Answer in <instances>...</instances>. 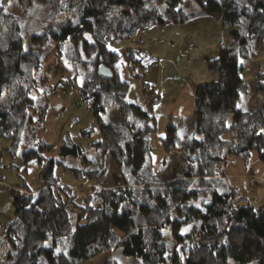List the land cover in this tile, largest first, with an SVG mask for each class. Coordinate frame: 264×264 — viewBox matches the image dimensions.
I'll return each mask as SVG.
<instances>
[{"label":"trees","instance_id":"16d2710c","mask_svg":"<svg viewBox=\"0 0 264 264\" xmlns=\"http://www.w3.org/2000/svg\"><path fill=\"white\" fill-rule=\"evenodd\" d=\"M51 1L66 22L41 33L23 34L6 10L10 2ZM212 13L231 27L230 42L207 59L218 78L196 85L189 133L168 121L160 137L165 154L153 168L154 116L148 102L128 97L118 65L123 55L128 74L140 77L143 53H118L107 39ZM45 46L55 62L46 68ZM263 47L264 0H0V138L22 163L38 159L41 182L34 192L25 184L10 189L15 216L4 226L0 264H83L113 248L134 264H264V204L241 203L223 170L229 155L247 162L255 151L264 163V70L255 74L262 101L250 110L236 106L247 88L241 60ZM100 66L111 70L110 79L98 75ZM70 67L81 73L48 85ZM58 88L76 91L97 120V129L81 131L96 135L93 158L74 142L56 156L43 154V100ZM55 167L73 182L55 176Z\"/></svg>","mask_w":264,"mask_h":264},{"label":"rangeland","instance_id":"374dc122","mask_svg":"<svg viewBox=\"0 0 264 264\" xmlns=\"http://www.w3.org/2000/svg\"><path fill=\"white\" fill-rule=\"evenodd\" d=\"M6 10L18 17L23 34L56 29L66 22L54 1L30 6L10 2L6 5ZM70 22L76 23L77 19L73 17ZM230 29V26L221 21L219 14L212 13L194 16L183 23L164 21L147 25L139 28L132 38L126 40L108 37V47L118 53L122 54L126 49L143 53L142 66L137 67L140 77L128 74L123 55L118 65L121 77L129 82L128 97L148 102L154 116L155 128L149 137L152 147L149 158L153 168L159 166L165 154L160 137L164 135L168 121L178 124L180 133L191 131L194 121V89L199 83L218 78V72L208 68L207 59L214 58L220 46L230 42ZM46 49L49 55L44 64L45 68L50 63L55 64L48 47L40 48L42 51ZM241 64V76L247 88L241 92L236 106L250 110L262 101V93L256 89L255 74L264 70V47L251 57L241 60ZM79 70L77 67H70L63 74L58 72L50 78L48 85H55L60 77L67 79L77 71L81 73ZM63 90L58 88L56 92L49 91L44 96V112L37 138L49 145L48 150L43 152L46 157L56 156L58 147L68 142L80 144L87 152L89 143L96 139L95 134L87 136L81 132L87 128L97 129V120L88 106L79 100L76 91ZM112 113L109 112L108 115ZM9 146V140L0 138V252L3 251L1 242L4 226L15 216L10 189L25 184L34 192L41 184L38 177V159L32 158L22 163L18 156L7 151ZM87 154L90 159L95 152L89 149ZM69 164L82 167L73 159L69 160ZM108 166L109 174L119 175L114 166ZM85 167L92 168V165ZM223 170L235 187L234 193L243 196L241 203L249 201L255 207L264 204V163L258 159L255 151L247 162L237 155H229ZM53 172L60 180L73 182L70 173L64 172L62 168L55 167ZM134 263L133 258L124 256L120 249L113 248L83 264Z\"/></svg>","mask_w":264,"mask_h":264},{"label":"water","instance_id":"95a60500","mask_svg":"<svg viewBox=\"0 0 264 264\" xmlns=\"http://www.w3.org/2000/svg\"><path fill=\"white\" fill-rule=\"evenodd\" d=\"M98 75L103 79H110L112 77V72L109 68L100 66L98 69ZM55 109H57V107H55Z\"/></svg>","mask_w":264,"mask_h":264},{"label":"snow or ice","instance_id":"6c2138e0","mask_svg":"<svg viewBox=\"0 0 264 264\" xmlns=\"http://www.w3.org/2000/svg\"><path fill=\"white\" fill-rule=\"evenodd\" d=\"M261 132H264V129H261ZM197 207H199V205H197Z\"/></svg>","mask_w":264,"mask_h":264}]
</instances>
